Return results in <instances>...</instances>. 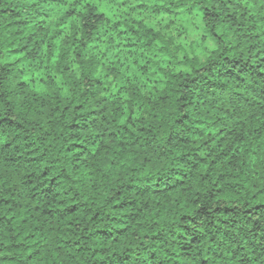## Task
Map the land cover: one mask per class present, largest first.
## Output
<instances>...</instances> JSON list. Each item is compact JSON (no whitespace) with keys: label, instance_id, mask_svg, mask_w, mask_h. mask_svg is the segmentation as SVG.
I'll return each mask as SVG.
<instances>
[{"label":"clouds","instance_id":"1","mask_svg":"<svg viewBox=\"0 0 264 264\" xmlns=\"http://www.w3.org/2000/svg\"><path fill=\"white\" fill-rule=\"evenodd\" d=\"M59 4L88 15L73 17L83 47L67 44L55 65L10 30L0 39V202L36 195L47 168L59 193L50 206L78 215L70 232L32 225L27 239L24 225L0 226V264H98L97 250L105 264H264V76L250 68L264 66V0ZM93 31L110 35L103 48L89 44ZM78 56L95 72L73 73ZM241 140L243 153L232 147Z\"/></svg>","mask_w":264,"mask_h":264},{"label":"trees","instance_id":"2","mask_svg":"<svg viewBox=\"0 0 264 264\" xmlns=\"http://www.w3.org/2000/svg\"><path fill=\"white\" fill-rule=\"evenodd\" d=\"M40 3L43 6L44 11L30 12L28 10L27 0H13V7L0 8V16L7 17L6 20L0 21V23L3 24V28H0V39L4 38L6 30H10L13 35L25 41V46H29L28 42L31 41L34 46L38 47V58L42 54L50 60L51 64L55 65L60 58L63 48L67 44H72L77 48L83 47V45L79 43L82 37L76 34V22L73 17L79 16L86 18L88 13H77L73 8H68L61 13L59 8L62 7V5L59 4V0H40ZM49 4L58 6L53 10L52 8H49ZM31 7L35 8V5H32ZM90 14L94 19L104 17V12L102 11L97 12L93 10ZM79 23L80 31L83 32V38H87L88 33L86 29L88 28V25L84 23V19H80ZM119 23L120 21L117 20L116 24ZM134 23L149 32L155 31L154 28L140 24L138 21ZM29 25H31V28H29ZM93 36L95 39L89 41L90 45L99 41L100 36L97 35L95 31H93ZM156 39L157 42L163 41L162 36H157ZM14 42L15 41H13V43ZM15 51L17 50L13 49V52ZM77 59L79 62L72 65L73 73L78 74L81 71L82 64L85 67L86 74L89 70L95 72V66L92 64L91 57H89L88 60H83L78 56ZM237 63H239V61H237ZM100 67L103 66L101 65ZM251 67H257V78L264 76V66H259V62H257V65L250 66V68ZM69 83H72V81H69ZM74 107L78 110L80 115L85 114L83 111L85 107L84 105H75ZM66 111L67 109H65V112ZM71 127L72 126L70 125V128ZM75 128L77 131L80 130L78 125L75 126ZM207 142V138L205 137L204 143ZM243 144V140L238 141L232 146L233 150L243 153L245 151ZM80 147L81 145L79 144L75 146L69 145V148L77 154ZM224 148L225 145H221V155H224ZM65 151H67V149ZM30 159L35 161L38 157L33 155ZM8 160L11 161L12 157H9ZM36 179L40 181V183L36 185V188H40V191L37 192L36 188H33V192L36 193V195L26 197V202L20 204L13 203L11 206H9V201L7 200L0 202L3 205V208L6 209V212L0 211V226H3L5 223L11 224L13 222L18 225H24L26 229L25 234L23 235L24 239H27L31 234L27 229L32 225H35V227L32 228V231H36L37 228L41 227L55 231L58 230V224L62 227L64 223H67L69 225L68 231L70 232L73 222L72 218L78 215L77 206L71 204L68 208H62L63 201H59L58 199L55 200V208L50 206L53 203V198L58 197L59 193L56 192L53 187L56 183V177L53 176L49 179V170L47 168H45ZM25 183L31 185L34 181L29 179L26 180ZM255 206L264 207V204ZM113 208L120 209V204H114ZM54 213H60V215H55ZM96 219V216L91 217V220ZM121 231L124 230L122 229ZM97 233L100 234L96 237L98 239L110 238V234L103 233L102 229H97ZM257 234L259 235V233ZM112 243H115V241H112ZM77 251L79 252V249H77ZM112 255H117V253H112ZM183 257L184 253L183 250H181V258ZM119 258L124 260L128 259L123 253L119 254ZM108 259V257L104 256V250H97L96 261L98 264H105ZM176 264H180L179 259L176 261Z\"/></svg>","mask_w":264,"mask_h":264},{"label":"rangeland","instance_id":"3","mask_svg":"<svg viewBox=\"0 0 264 264\" xmlns=\"http://www.w3.org/2000/svg\"><path fill=\"white\" fill-rule=\"evenodd\" d=\"M117 22V20L115 21V23ZM111 37H110V35H109V37H107V38H102L101 36L99 37V41H97V42H95V43H93V44H91V46H92V48H93V50H94V48L95 47H101V48H103V44L105 43V40L106 39H110ZM179 44H183V41H179ZM106 50V49H105ZM117 56H119V52H117V51H115V49H113V52L112 53H110V56H109V58L111 59V61L112 62H114V63H120V61L119 60H117L116 59V57ZM128 59V67H125L124 68V71H126V72H129L130 74L135 70V67H136V63H137V61L136 60H134V59H132V57H128L127 58ZM143 62L141 61V64H142Z\"/></svg>","mask_w":264,"mask_h":264}]
</instances>
